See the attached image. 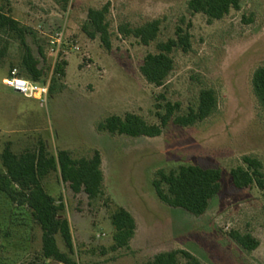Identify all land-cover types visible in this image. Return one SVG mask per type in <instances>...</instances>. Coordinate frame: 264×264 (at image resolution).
Listing matches in <instances>:
<instances>
[{
  "label": "rangeland",
  "instance_id": "rangeland-1",
  "mask_svg": "<svg viewBox=\"0 0 264 264\" xmlns=\"http://www.w3.org/2000/svg\"><path fill=\"white\" fill-rule=\"evenodd\" d=\"M189 1L69 0L63 8L56 0H0V9L35 31V42L29 38L28 43L44 70L41 82L52 86L43 105L3 85L13 69L20 70L22 59L19 43L10 41L7 55L0 56V171L7 145L18 155L43 141L54 156L69 150L76 159L91 158L95 151L102 157L104 196L95 201L73 193L59 172L43 181L45 190L65 204L62 216L71 224L73 253L61 236L57 242L76 264H145L177 250L203 264H264V191L256 185L236 188L231 178L233 169L246 167V156L264 166V116L252 86L255 71L264 66V0H244L239 11L212 24L204 15L191 16ZM105 5L110 7V50L83 31L88 11ZM157 19V42L176 38L178 27L192 26L191 50L173 53L175 67L164 87L149 84L140 71L145 57L158 52L157 42L145 46L118 33L121 25L139 27ZM61 35L57 55L52 48ZM4 40L0 33V50ZM62 60L65 77L55 72ZM205 88L216 91L218 109L195 126L170 123L156 138L96 129L109 116L129 113L158 124L160 95L185 113L197 107ZM188 165L222 172L221 192L201 217L163 204L152 184L159 170ZM119 207L133 215L137 230L130 248L113 252L111 214ZM232 232L252 235L259 247L246 252ZM42 246L32 211L0 192V264H60L44 259Z\"/></svg>",
  "mask_w": 264,
  "mask_h": 264
},
{
  "label": "trees",
  "instance_id": "trees-1",
  "mask_svg": "<svg viewBox=\"0 0 264 264\" xmlns=\"http://www.w3.org/2000/svg\"><path fill=\"white\" fill-rule=\"evenodd\" d=\"M5 1V0H3ZM63 8L69 0H56ZM244 0H190L188 12L191 16L204 15L208 24L220 21L232 10L239 11ZM109 5L102 9H90L83 26L85 34L91 38H100L107 50L111 49L112 33L107 20ZM191 24L185 30L178 27L176 38L166 42H157L161 30V20H153L139 27L129 24L121 25L118 33L125 37H134L141 44L149 46L157 42L158 52L148 54L140 71L146 81L156 87H164L175 67L173 53L182 50L188 53L192 47V35L189 32ZM0 33L5 36L0 56L8 53L10 41L19 43L22 49V59L19 74L21 77L35 82H41L44 70L34 55L28 39H36L35 31L8 15L0 9ZM40 55L44 53L39 47ZM67 63L60 61L55 72L65 77ZM255 97L264 116V66L258 68L252 79ZM52 86H50L51 93ZM164 104H159L158 124H150L136 114L109 116L98 123L96 129L100 133L111 136H128L132 138H156L162 135L170 124L183 128L192 127L213 116L218 109L217 93L212 88L201 90L196 108L182 112L179 103L173 104L160 95ZM246 167L240 166L231 171V178L236 188H248L256 185L264 191V166L255 156L243 158ZM3 170L0 171V192L8 200L19 207H27L32 211V217L42 230V253L46 260H54L60 264H76L69 255L73 253V237L70 222L62 216L65 210L63 199H55L44 188L43 181L50 175L59 172L64 184L69 185L75 194L85 193L89 201H95L104 196V173L102 157L95 151L91 158L76 159L69 150H60L54 156L46 142L40 141L35 149H27L22 154L14 153L7 145L1 155ZM222 172L219 169H204L199 166H181L167 173L159 170L152 184L159 200L174 209H181L195 216H203L209 209L211 201L219 195L222 189ZM114 228L113 245L111 250L116 252L130 248L136 235L137 224L133 215L125 208L119 207L111 214ZM61 236L69 253L63 252L57 242ZM232 239L246 252L251 253L259 247V242L247 233L232 232ZM203 264L196 256L185 251L177 250L163 252L145 264Z\"/></svg>",
  "mask_w": 264,
  "mask_h": 264
},
{
  "label": "built area",
  "instance_id": "built-area-1",
  "mask_svg": "<svg viewBox=\"0 0 264 264\" xmlns=\"http://www.w3.org/2000/svg\"><path fill=\"white\" fill-rule=\"evenodd\" d=\"M61 40L62 35L60 36V39L57 40L56 48H52V52H55L57 55L60 51ZM3 85L23 98L36 100L43 105L47 104L48 102L50 83L35 82L21 77L19 70L16 68L13 69L10 74L3 79Z\"/></svg>",
  "mask_w": 264,
  "mask_h": 264
},
{
  "label": "crops",
  "instance_id": "crops-1",
  "mask_svg": "<svg viewBox=\"0 0 264 264\" xmlns=\"http://www.w3.org/2000/svg\"><path fill=\"white\" fill-rule=\"evenodd\" d=\"M8 89V88H7ZM10 90V89H9ZM10 91H12V90H10ZM13 92V91H12ZM14 93V92H13ZM70 226H71V224H70ZM72 229V228H71Z\"/></svg>",
  "mask_w": 264,
  "mask_h": 264
}]
</instances>
